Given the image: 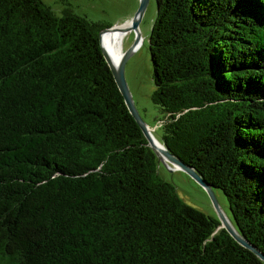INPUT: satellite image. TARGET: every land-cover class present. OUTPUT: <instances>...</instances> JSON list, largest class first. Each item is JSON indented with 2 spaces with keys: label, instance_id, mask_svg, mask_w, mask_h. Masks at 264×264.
I'll return each mask as SVG.
<instances>
[{
  "label": "trees",
  "instance_id": "1",
  "mask_svg": "<svg viewBox=\"0 0 264 264\" xmlns=\"http://www.w3.org/2000/svg\"><path fill=\"white\" fill-rule=\"evenodd\" d=\"M161 143L264 256V0H154ZM103 26L0 0V264H264L187 205L127 111Z\"/></svg>",
  "mask_w": 264,
  "mask_h": 264
},
{
  "label": "rangeland",
  "instance_id": "2",
  "mask_svg": "<svg viewBox=\"0 0 264 264\" xmlns=\"http://www.w3.org/2000/svg\"><path fill=\"white\" fill-rule=\"evenodd\" d=\"M55 13L60 8L68 7L74 13L84 15L87 19L103 26L120 28L131 18L138 0H41ZM154 0H148L142 16L137 24L138 37L127 54L123 66V77L131 101L137 114L149 131L150 135L160 139V113L157 105L150 100L153 84L150 79V62L147 50V35L154 16ZM107 27V28H109ZM136 33L134 30L124 31L119 41L120 54L126 52L132 45ZM156 142H158L156 140ZM157 158V157H156ZM159 176L170 182L177 196L187 205L206 215H218L212 206L205 190L186 172L175 167L170 162L157 159ZM217 206L221 212L229 215L225 197L218 188H213ZM219 221V220H218Z\"/></svg>",
  "mask_w": 264,
  "mask_h": 264
},
{
  "label": "water",
  "instance_id": "3",
  "mask_svg": "<svg viewBox=\"0 0 264 264\" xmlns=\"http://www.w3.org/2000/svg\"><path fill=\"white\" fill-rule=\"evenodd\" d=\"M148 0H138L137 6L131 16V18L128 20L129 21V26L127 28H125L123 30H134L136 33V36L134 38V41L132 43V45L130 46V48L124 52L121 53L118 60L116 61L115 64H113L111 62V60L109 59L108 55L105 53V51L103 50L101 43H100V36L101 33H103L105 30L113 28V27H109V28H103L99 31L98 33V41H99V47H100V51L102 54V57L104 58L110 72L111 75L113 77V80L116 84V87L123 99V103L127 109V111L129 112V114L131 115V117L133 118V120L135 121V123L137 124V126L139 127L142 135L144 136V138L147 141L148 146L151 148L152 152L155 154V156L157 157V159L159 160H163V162H170L172 165H174L175 167L183 170L184 172H186L194 181H196L207 193V196L209 197V200L212 204V206L214 207L217 215H218V220L219 223L221 225V227L229 234V236H231V238H233L238 244L242 245L243 247H245L246 249H248L249 251H251L253 254H255L260 260H262L264 262V256L251 244H249L238 232L237 230L234 228L233 224L231 223V221L227 218L226 214H224L223 212H221L217 206V201L215 199V196L213 194V190L212 188L206 184L202 178L188 165H186L183 161H181L180 159H178L176 156H174L173 154H171L161 143H159L161 145V147H156L153 142H152V136L150 135L149 131L145 128V126L143 125V123L141 122L137 111L135 110L133 103L131 101L129 92L127 90L126 84H125V80L123 77V66L125 63V60L127 58V54L130 51V49L132 48V46L135 44L137 37H138V33H137V24L142 16V13L144 11V8L147 4Z\"/></svg>",
  "mask_w": 264,
  "mask_h": 264
},
{
  "label": "bare ground",
  "instance_id": "4",
  "mask_svg": "<svg viewBox=\"0 0 264 264\" xmlns=\"http://www.w3.org/2000/svg\"><path fill=\"white\" fill-rule=\"evenodd\" d=\"M128 26H129V21L123 27L120 28L113 27L101 33L100 36L101 46L113 64L116 63V61L120 56L119 41L123 34V30ZM152 142L156 147L158 148L161 147V145L158 142H156V140H154V137L152 138Z\"/></svg>",
  "mask_w": 264,
  "mask_h": 264
}]
</instances>
